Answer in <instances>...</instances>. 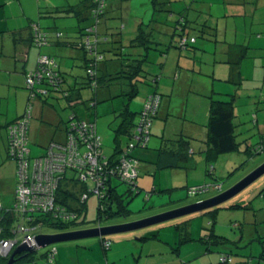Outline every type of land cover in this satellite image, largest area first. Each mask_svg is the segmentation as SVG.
Here are the masks:
<instances>
[{
	"label": "trees",
	"instance_id": "trees-1",
	"mask_svg": "<svg viewBox=\"0 0 264 264\" xmlns=\"http://www.w3.org/2000/svg\"><path fill=\"white\" fill-rule=\"evenodd\" d=\"M119 1L121 4L122 1L125 2L130 0ZM149 1L151 5L150 19L146 24L138 26L135 37L127 46V48L139 49L140 52L138 54H131L130 56L124 52L125 47L120 40V28L119 31L112 34L115 37L113 40H110L108 37L109 34H106L110 33L112 30L108 27L110 21L119 20L121 18L119 7H111L112 4L110 0H79L76 5L70 0H67L65 3L62 2L63 5L60 7H53L51 9L39 7L40 11L37 21L32 20L30 22L27 33L17 34L15 43H21L22 45L26 44L37 49L42 46L56 45L75 52L81 51V68L84 69L85 76L81 77L76 74L70 75L60 71L58 67H52V72L49 75L44 74L42 76L40 85H37L35 89H44L47 91V94H36V97L31 100L27 98L24 110L18 118L20 119L28 107H31V120L27 132V147L29 145V132L34 118L36 104L55 107L56 112L60 111V113L62 109L64 113V119L61 118L60 120L63 124V139L61 141L51 140L47 145L43 146V153L40 156H44L48 151L50 143H64L71 119L75 121H86L95 125L94 119L87 118V116H79L77 108L79 105H82L84 108L87 107L85 110L88 111L96 109L98 105L97 94L100 90H108L110 92V87H115L116 90H113V94H109L107 100L119 97H127L128 100H130L137 94L139 84L144 83L150 87L144 100L146 101L149 96L157 97L159 100L157 111L152 117V120L156 117L162 102V96L157 90L160 73L158 71L154 75L153 72L151 73L148 70L149 66L155 64V61L149 59V53L151 51L158 52L160 57H164L170 48H176L181 52L187 51L196 41L195 37L189 35L191 29L196 32L197 38L201 39L205 34L208 35V33L204 31V28H211L204 24H202V27H191L187 17V13L191 9V6L187 5L183 0ZM181 1L183 2L181 10L178 12L174 11L173 5L175 3L179 4ZM60 18L76 19V26L72 27L73 29L70 33L66 31V33H60L58 31L50 32V30L57 27H55L54 24ZM39 19H51L52 24L42 25ZM89 29L91 30L90 32H88ZM105 30H109V32H105ZM71 34H74V36H70ZM87 37L94 39L91 40L89 45L86 44ZM163 38L166 39L165 43L161 42ZM241 56L242 57H239L236 63H232V67H234L236 71H238L240 61L245 58V55L242 54ZM54 63H56L55 60ZM109 63L117 65V69L112 70L111 73L107 70V65ZM156 65L161 70L162 61ZM37 69L38 65H36L34 71ZM237 74H239V72H237ZM51 79L52 84L48 83ZM239 84L240 82L236 85ZM84 89H90L92 91V100L83 99L81 91ZM229 96L230 98H228V100L210 99L208 122L205 125L206 136L203 139V149L198 147V150V148L191 146V143L200 140L198 135L190 136L181 133L174 139H162L161 145L156 150L153 159L145 157L147 152L144 151L147 150L148 143L143 148H135L129 153L130 158L137 162V167L135 169L136 179L139 177V168H141V164L151 165L155 169V172L169 169L189 170L194 168L192 158L195 157L196 154L202 153L205 163L211 164V160L217 159L220 155L238 151L240 143L236 141L235 131L237 125L234 122L236 99L231 95ZM62 100L66 103L60 105ZM51 101L57 102V104L53 102L50 103ZM88 101L89 106L86 105ZM137 118L138 120L136 122L135 120ZM119 121L114 136L115 147L110 156L105 158V162L99 157L98 165L101 171L93 173L92 181L79 180L77 177L79 172L76 169H66L63 173L58 174V176L56 175V177H58V183L52 193L55 207L45 211L32 212L24 217L20 213H15L16 211L13 209L15 204L14 198L9 206H4L0 203V240L20 239V235H15L13 232L18 229V226L20 227L22 225L35 228L33 233L36 232L38 234H48L44 232L45 230H53L58 233L79 230L77 227L81 224V217L85 215L87 208L86 203L91 195H95L98 198V222L101 221V219L128 216L130 213L127 206L129 203L128 198L138 195L140 193V188L136 185V179L130 182L123 180L118 173L117 167L120 163L119 155L122 153L121 138H125V146H127L130 139L136 134L135 127L140 121V113L137 114L130 111L129 107L125 106L120 110ZM150 130L151 127L149 128V139L151 135ZM192 140L194 141L192 142ZM75 142L76 148L79 149L82 146L81 139L76 138ZM100 149L101 155H103L102 144H100ZM192 149L193 152H191ZM135 150L143 151V153L137 155L138 152H135ZM245 153L252 155L250 147H246ZM7 158L9 159L8 153ZM28 158L31 160L30 151ZM13 163L15 164V162ZM205 172L211 175L209 170H205ZM119 185H125L127 187L123 194L118 191ZM97 186L100 193L98 195L93 192L94 188ZM89 189L92 191H89ZM153 189H151L149 194L156 192V188L154 187ZM187 189L189 196L197 197L195 202L209 199L223 192L222 185L218 183L194 186ZM212 191L214 194L210 193ZM158 192H163V190L160 189ZM84 193H87L86 200L81 199ZM261 194L262 191L257 194L258 197ZM222 209L250 210L252 214H255V209L250 203L247 205L235 204L227 207H221L220 205L213 209L206 210V212L211 215L214 222L218 216V212ZM253 216L255 217V215ZM24 218H28L29 221ZM83 222L84 220L82 223ZM187 222L189 221H183L176 226V231L178 232V239L176 241L177 248L192 242L190 234L187 231ZM211 225H213V223H211ZM213 228L205 240L201 238L200 241L202 242L203 240V243L208 246V251L211 252L212 248H214L213 250L219 253L218 262L213 264H232V255L235 252H233L230 246H235V248L238 249V241L234 242L223 236L215 235ZM157 238L158 233L154 231L149 236H142L140 240L147 241ZM257 239L262 245L264 243V234ZM106 241L108 240L104 238L101 239L103 251L109 250L111 247L110 241H108L110 243L109 246L107 248L104 247ZM261 247L262 252L256 258V264H264V246L262 245ZM11 253L5 257L0 255V264H7ZM48 255L49 253L45 256L47 260L49 258ZM34 257L35 251L21 254L15 257L16 260L13 264L33 262ZM222 258H224L225 261H221ZM240 264L248 263L244 261L240 262Z\"/></svg>",
	"mask_w": 264,
	"mask_h": 264
},
{
	"label": "crops",
	"instance_id": "crops-1",
	"mask_svg": "<svg viewBox=\"0 0 264 264\" xmlns=\"http://www.w3.org/2000/svg\"><path fill=\"white\" fill-rule=\"evenodd\" d=\"M28 1L29 6L27 10L26 6L24 8L23 0H0V8H3L5 5H7L5 8L14 5L17 6L18 11L15 17L3 15L2 12L6 13L5 8L0 12V32L8 33L11 38L9 43H6V47L1 41L3 39L0 40V203L4 206H9L12 203L16 183L15 164L7 158V127L21 116L26 105L27 93L24 89L26 74L32 73L35 70L39 56L45 55L54 60L55 56L60 53L61 56L65 55L66 60L72 58L80 61L81 59V56L77 52L61 46L49 45L37 49L26 44L15 43L17 34L27 33L30 22L32 20L37 21L40 11L39 7L51 9L53 7H60L65 3V0H62L63 3L48 0ZM70 1L74 5L79 2V0ZM110 1L111 7L120 5L119 0ZM183 1L191 6V9L187 13L190 26L202 27V24H204L211 29L204 28V31L208 35L205 34L199 40L196 32L191 29L189 35L195 37L196 41L193 43V47L191 46L187 51L181 52L176 48H170L164 57H160L158 52L151 51L149 53V59L155 61L154 65L149 66V68L147 67L151 73L154 71V67H157V70L159 69L156 64L162 61L157 90L162 96L164 105L161 112L159 107L155 117L156 120L160 119L161 122L155 124L153 121L151 123V135L147 150L144 151L147 152L145 157L148 159L155 157L156 150L160 147L162 139H174L181 133L199 136V141L192 140L194 142L191 143V146L194 148L198 144L200 146L204 145L203 139L206 136L205 125L208 122L211 98L220 99L222 96L229 97L231 95L236 99L235 97H240L242 92L249 94L250 97L253 94L252 91L260 90L261 94L259 97L263 98L264 103V0ZM182 3V1L179 4L175 3L173 5L174 11H180L183 6ZM142 5L146 6L147 0L143 1ZM120 16V19L124 21V29L120 35V40L125 47L124 52L129 56L131 54H138L140 52L139 49L130 48L128 51L127 46L135 37L138 26L146 24L150 19L148 10H146L142 18L138 19L134 28L129 29V31H127V22L122 16V11ZM8 17L18 19V22L11 26L8 22L2 21L3 18ZM41 23L43 25V22ZM58 28L56 27L52 31L66 33ZM161 42L165 43L166 39L163 38ZM51 50H54V53ZM242 54L245 55V58L240 61L238 71H236L232 67V63H236L239 57H242ZM255 54H259V63H254L255 60L252 61V57H255ZM61 64L64 65L63 69L68 66L66 65L68 64L67 61H63L58 66ZM112 66V70L117 69V65L113 64ZM58 69L61 71L60 66ZM203 77L207 78V82L203 81ZM239 82L240 84L236 85ZM179 91L184 92L188 98H185L180 103L178 122L170 123L169 117L173 115V111H171L173 106L172 97ZM148 92L145 91L143 101ZM53 103L57 104V102ZM141 107L135 113H140ZM188 110L189 113L190 111L192 112V116L187 114ZM63 116L64 113H60V111L56 112L55 107L36 104L29 132V141L36 143L41 149L51 140L61 141L63 139V124L60 120ZM37 121L39 122L37 123ZM135 121L137 122V119ZM191 152H193V149ZM142 153L143 151H139L137 155ZM198 157H203L202 153ZM141 165V168H139L140 176L151 175L154 178L157 173L160 176V172H162H155V169L151 165H147L148 167L144 164ZM154 182L153 188H156L157 186ZM156 184L158 185V181ZM6 186H8L7 189ZM6 194L13 195L12 200L9 203L7 202L8 204L5 201ZM165 236L168 240L167 242L160 238V234H158L159 239H151L155 243L148 247V253L144 256L142 254L143 250L139 252L135 250V253L131 255H133L136 264H176V256L179 255L181 247L177 248L175 243V248H173L171 246V239H174V237L168 234ZM110 249L111 252L105 257V264H112L117 259L123 257L122 253L118 252L117 245L113 247L111 245ZM52 251L53 259L52 261H48L45 256ZM154 254L159 255V258L154 259ZM136 255L137 257H134ZM142 257H144L143 260L141 259ZM40 260L45 262L47 260L49 264H54L55 262L57 264H84L79 262L80 258L71 254H68L67 258H65L60 249L56 248L39 257H34L33 262L19 264H37ZM84 261L85 264H92L89 258H85ZM94 264L97 263L95 262Z\"/></svg>",
	"mask_w": 264,
	"mask_h": 264
},
{
	"label": "rangeland",
	"instance_id": "rangeland-1",
	"mask_svg": "<svg viewBox=\"0 0 264 264\" xmlns=\"http://www.w3.org/2000/svg\"><path fill=\"white\" fill-rule=\"evenodd\" d=\"M48 1L62 2V0ZM66 1L67 0H65V2ZM143 1L145 0H130L125 2L122 1V10L121 4L119 5L117 3V5H119L117 6L119 7V13L121 14L122 11V16L127 22V31L134 28L135 23L139 18H142L144 16L146 10H148L149 17L151 16L150 1L147 0L146 6L142 5ZM28 2V0H23V5L24 8L26 6V9L29 6ZM6 6L7 5H5L3 8L1 7L0 12ZM5 9L6 13L2 12L3 15L15 17L18 13L17 6L14 5L8 6ZM2 21H6L12 26V24L18 22V19L8 17L5 19L3 18ZM39 21L43 22V25L52 24L51 19H39ZM76 23L77 21L75 18H60L54 25L55 27L57 26V28L59 27L58 29L70 33L73 29L72 27L76 26ZM123 23L124 21H122L121 19L110 21V25L108 27L110 28V30H112L110 33H106L109 34L108 37L110 40H113L115 38L112 34L119 31V28L121 29V32L123 31ZM52 32L53 31L51 30V33ZM105 32H109V30H105ZM70 36H74V34H71ZM0 40L6 47V43H9V40H11V38L8 33L0 32ZM91 40L94 39L91 38ZM127 50L129 51L130 48H127ZM51 51H53L54 53V50ZM77 53L80 56L82 55L81 51ZM254 56L255 57H252V61L255 60L254 63H259V54H255ZM54 60L57 63H55L54 68H59L60 66L61 71H64L70 75L76 74L81 77L85 76V71L83 68H81V60L78 61L72 58L66 60L65 55L61 56L60 53L55 56ZM63 61L68 62V64H66L68 66L65 69H63L64 65L62 64L57 66ZM112 65L113 63H109L107 65V70L109 73L112 72ZM153 69L154 71H152L154 75L160 70H157V67H154ZM203 81L207 82V78H204ZM138 88L139 90L137 94L130 100H128L127 97H119L112 100H107L109 94H113V90H116L115 87H110V92L108 90H100L97 94L98 105L96 109H91L90 111H88L85 110V108L87 107L84 108V106L82 105H79V107L77 108L79 116H87V118L94 119L96 133L100 137L101 144L103 145V155L105 157H109L115 147L114 136L115 130L120 122V110L125 106H128L130 111L136 112L137 110H139L141 105V108L143 109L145 100L143 101L142 99L145 91H149L150 87H148V85L144 83H141L139 84ZM24 89L27 93L28 98L29 91L26 88L25 83ZM252 92L253 94L250 97L249 94H246L245 92H242V95H240V97H235L236 100L234 122L237 125L235 133L236 141L240 143L238 151L230 154L220 155L219 157H217V159L211 160V164H206L203 157H198L200 155L199 153L192 158V164L194 165L193 169L164 170L160 172V176H158L157 173L154 178L151 175H139V177L136 179V184L138 188H140V193L132 198H128L129 203L127 206L130 210V213L126 217L121 216L110 219H101V221L98 222V198L95 195H91L86 203L87 208L85 215L81 217V224L77 227L79 228V231L95 229L99 226H117L126 224L128 222L141 221L161 213L189 206L191 204H194L197 198L189 196L187 188L190 187L218 183L222 185L224 192L238 184L253 169L260 166L264 162V103L263 98L259 97V95L261 94L260 90ZM81 94L84 100H92L93 94L90 89L82 90ZM185 98L188 97H186L184 92L181 91H179L176 95H173V106L171 108V111H173V115L169 117L170 123L178 122L180 103L183 102ZM228 98H230V96L220 97L221 100H228ZM65 103L66 102L62 100L60 102V105H63ZM86 105L89 106V101L86 103ZM163 105L164 101L160 106V112L162 111ZM142 109L140 110L142 111ZM187 114H189V116H192V112L190 111L189 113V110L187 111ZM200 116L202 115L200 114ZM153 121L155 122V124L161 122L160 119L156 120L155 118L152 120V122ZM38 122L39 121H37V123ZM34 123H36V121H34ZM121 144L123 147L125 146V138H121ZM247 146L250 147L252 155H248L245 153V149ZM28 147L31 151L30 158L33 162V159L40 156L41 152H43V149L38 147V145H36V143L32 141H29ZM198 147L203 149L204 145L200 146V144H198L196 148ZM135 152L139 151L135 150ZM144 165L148 167L146 164ZM205 170H209L211 175H208ZM157 181L158 185L156 184ZM153 182L157 186L156 192L149 194L151 192V189H153ZM8 186H6V189L8 188ZM126 188L127 187L125 185H119V193L123 194L126 191ZM160 189L163 190V192H158ZM165 189L167 190L164 191ZM260 191H262V194L258 197L257 194ZM210 193L212 194L213 191ZM12 197L13 195L6 194V203H9L12 200ZM248 203H250L251 206L255 209V214H252L250 210L222 209L218 212V216L213 222V218L209 213H207L206 211H200L142 229L105 236L104 239L110 241L112 247L114 245H117L118 252H120V254L122 253L123 255V257L117 259L112 264H136V261L133 259V255L131 254L135 253V250L137 252L143 250V256L148 253V247H150L155 242H152L151 240L142 241L140 240V238L144 235L149 236L154 231H157V233L160 234V238H162L165 242L168 241L165 235L168 234L169 236L171 235L172 237H174V239H171V246L175 248V243L178 239L176 226L177 224L187 220L189 221L187 222V231L190 234L192 242L181 246L180 253L178 256H176V264H213L218 262L219 253L213 250L214 248L212 247H209L212 248V251H208V246L203 243V240H205V238L210 234V231L213 227L215 235L223 236L228 240L234 242L238 241V249L235 248V246H230L233 252H235L232 255V264H240V262L244 261H246L248 264H256V258L262 252L261 246H264V243L261 245L257 239L259 238V236L261 237L262 234H264V175H262L258 180L237 193L231 199L227 200L221 205V207H227L235 204L247 205ZM253 215H255V217ZM83 220L85 223H82ZM211 223H213V225H211ZM44 232L48 234H60L53 230H45ZM201 238H203L202 242L200 241ZM101 239L102 238L99 237L87 238L49 245L37 250L35 252V257H39L40 255H43L53 248H56L60 249V252H62L65 258H67L68 254L80 258V263L85 264L84 259L89 258L92 264H94L95 262L97 264H105V257L111 252V249L103 251L104 249L100 244ZM134 257H137V255ZM153 258L158 259L159 255L154 254ZM141 259L143 260L144 257H142ZM37 264L49 263L47 260L46 262L40 260L39 262H37ZM54 264H57V262H55Z\"/></svg>",
	"mask_w": 264,
	"mask_h": 264
},
{
	"label": "built area",
	"instance_id": "built-area-1",
	"mask_svg": "<svg viewBox=\"0 0 264 264\" xmlns=\"http://www.w3.org/2000/svg\"><path fill=\"white\" fill-rule=\"evenodd\" d=\"M91 30L89 29L88 32ZM86 44L91 43L90 37L86 38ZM184 42V40H183ZM38 69L26 74L25 86L29 91V100L36 97V94L46 95L44 89H35L40 85L44 74L49 75L51 68L55 66L54 60L48 56H39L37 60ZM52 84V79L48 81ZM159 105L157 97H147L143 109L140 112V121L135 127L136 134L127 146L122 149L119 155L120 163L118 173L125 181L136 179L137 162L130 158L135 148H143L149 141V128L152 117L155 115ZM31 120V107H28L23 116L7 127V153L10 160L16 164V184L14 190V206L16 214H27L38 211L52 209L54 206L53 190L57 187L58 174L66 169H76L79 172V180H91L93 173L100 172L98 165L99 157L105 162V156L101 155L100 137L96 133L95 125L86 121H75L71 119L68 125V132L64 143H50L48 151L44 156L29 160V149L27 147V132ZM81 139L82 146L77 149L75 139ZM107 161V160H106ZM89 191H92L89 189ZM95 194H100L98 186L94 188ZM101 197V196H100ZM82 200L87 199V193L81 196ZM27 221L28 218H24ZM35 228L28 225L18 226L13 234L20 235V239L0 240V255L8 256L17 246L25 245L36 248L34 237L38 233H33ZM109 242L104 243V247L109 246ZM49 261L53 259V251L49 253ZM221 261H225L224 258Z\"/></svg>",
	"mask_w": 264,
	"mask_h": 264
},
{
	"label": "water",
	"instance_id": "water-1",
	"mask_svg": "<svg viewBox=\"0 0 264 264\" xmlns=\"http://www.w3.org/2000/svg\"><path fill=\"white\" fill-rule=\"evenodd\" d=\"M124 147H122V149ZM262 175H264V162L260 166L253 169L244 179H242L234 187L220 193L219 195H216L209 199L195 202L194 204H191L186 207H181L172 211L161 213L141 221L128 222L126 224L117 225V226H105V227L99 226L95 229H87L80 231L75 230L60 234H38L34 237L36 248H32V247L30 248L25 245L17 246L9 256V260L7 264H13L16 260L15 259L16 256H19L24 253L25 254L32 253L34 251L36 252L37 250L47 247L49 245L62 243V242L75 241L80 239H87V238H96V237L104 238L105 236L108 235L138 230L159 223H163L169 220L177 219L189 214L213 209L215 207L222 205L227 200L231 199L237 193H239L240 191L251 185L256 180H258Z\"/></svg>",
	"mask_w": 264,
	"mask_h": 264
}]
</instances>
